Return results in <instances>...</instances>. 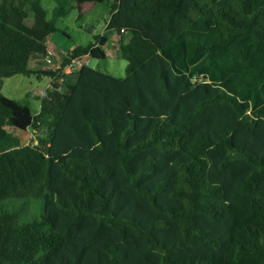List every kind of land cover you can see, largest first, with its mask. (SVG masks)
Segmentation results:
<instances>
[{
  "label": "trees",
  "instance_id": "obj_1",
  "mask_svg": "<svg viewBox=\"0 0 264 264\" xmlns=\"http://www.w3.org/2000/svg\"><path fill=\"white\" fill-rule=\"evenodd\" d=\"M107 1L122 77L82 65L35 115L2 94L36 74L56 20ZM55 2L48 19L41 0H0V203L40 207L0 211V264H264V0Z\"/></svg>",
  "mask_w": 264,
  "mask_h": 264
},
{
  "label": "rangeland",
  "instance_id": "obj_2",
  "mask_svg": "<svg viewBox=\"0 0 264 264\" xmlns=\"http://www.w3.org/2000/svg\"><path fill=\"white\" fill-rule=\"evenodd\" d=\"M110 2L83 4L80 7L81 13L77 8H74L67 16L56 20L54 23L58 31L47 38L46 54L41 58L30 61L29 68L35 71L36 74L33 73L28 76L15 75L3 79L2 94L9 99L26 104L32 115H35L40 110V100L35 96L45 94L51 87L52 82H55L59 89L64 91L66 85L73 82L76 71L82 65L94 67L116 77H122L127 62L117 52L119 36L106 29ZM41 3L46 10L47 18L50 19L52 9L56 5L55 0H41ZM94 36L107 39V43L101 47L106 54L105 59L96 60L86 56L80 60H73L74 65H69L71 61L65 67H61V54L68 53L75 46H85L93 42ZM55 50L56 52H54ZM48 72L54 73L52 80L47 75ZM18 134L22 139V143L37 144L39 138L45 139L47 137L48 129L45 126H40L37 131L29 129ZM5 210L20 211V222H28L40 215L39 203L33 200L25 203L7 200L0 203V211Z\"/></svg>",
  "mask_w": 264,
  "mask_h": 264
},
{
  "label": "built area",
  "instance_id": "obj_3",
  "mask_svg": "<svg viewBox=\"0 0 264 264\" xmlns=\"http://www.w3.org/2000/svg\"><path fill=\"white\" fill-rule=\"evenodd\" d=\"M73 62H74V61H72L71 64H69V65H74Z\"/></svg>",
  "mask_w": 264,
  "mask_h": 264
},
{
  "label": "crops",
  "instance_id": "obj_4",
  "mask_svg": "<svg viewBox=\"0 0 264 264\" xmlns=\"http://www.w3.org/2000/svg\"><path fill=\"white\" fill-rule=\"evenodd\" d=\"M54 52H56V50L54 51ZM58 52V51H57ZM30 64V63H29Z\"/></svg>",
  "mask_w": 264,
  "mask_h": 264
}]
</instances>
